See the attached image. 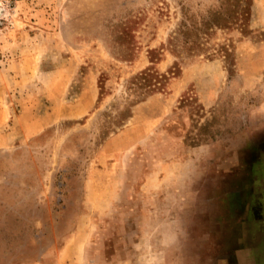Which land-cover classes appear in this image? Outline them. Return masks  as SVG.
<instances>
[{"label": "rangeland", "instance_id": "obj_1", "mask_svg": "<svg viewBox=\"0 0 264 264\" xmlns=\"http://www.w3.org/2000/svg\"><path fill=\"white\" fill-rule=\"evenodd\" d=\"M216 2L0 0V264H264V0L231 63L166 45Z\"/></svg>", "mask_w": 264, "mask_h": 264}, {"label": "trees", "instance_id": "obj_2", "mask_svg": "<svg viewBox=\"0 0 264 264\" xmlns=\"http://www.w3.org/2000/svg\"><path fill=\"white\" fill-rule=\"evenodd\" d=\"M251 5L252 0H217L216 3L202 11L189 6H182V18L177 28L170 33L166 45L181 59L197 55L212 59L220 54L224 60L231 63L233 56L231 40L222 43L216 42L217 45L213 46L211 39L218 32L227 34L233 29L245 32L250 18ZM131 52V47H128L127 53L131 54ZM157 53L158 49L151 48L149 50L151 64L136 72L127 80L126 89L129 94H134L136 102L145 99L148 94L163 89L170 73H177V61L165 72L157 70L153 64L159 57L156 55ZM99 81L101 94L104 86L102 80ZM189 98H192V96H184L185 100H190ZM124 115L127 116L124 111L121 112V116Z\"/></svg>", "mask_w": 264, "mask_h": 264}]
</instances>
